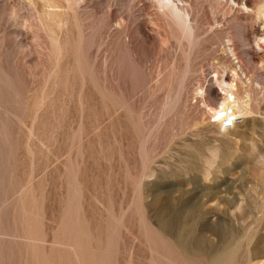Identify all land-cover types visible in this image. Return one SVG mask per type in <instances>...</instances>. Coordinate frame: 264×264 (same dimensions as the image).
Returning <instances> with one entry per match:
<instances>
[{
	"label": "rangeland",
	"instance_id": "obj_1",
	"mask_svg": "<svg viewBox=\"0 0 264 264\" xmlns=\"http://www.w3.org/2000/svg\"><path fill=\"white\" fill-rule=\"evenodd\" d=\"M0 264H264V0H0Z\"/></svg>",
	"mask_w": 264,
	"mask_h": 264
},
{
	"label": "bare ground",
	"instance_id": "obj_2",
	"mask_svg": "<svg viewBox=\"0 0 264 264\" xmlns=\"http://www.w3.org/2000/svg\"><path fill=\"white\" fill-rule=\"evenodd\" d=\"M44 11L46 12V10ZM224 87L226 88V90L220 89V91H224V96L222 98V101L218 104V106L215 109L209 108L208 111L210 112L211 114L210 118H213L214 123L220 125V127L222 128H233L236 121H238L240 118H245L248 115V111L246 106H244L242 102L240 103L238 102V100L235 99L232 93V87L226 84H224ZM163 228L164 229L166 228L165 224ZM176 242L180 249L182 250L187 249L184 237L180 236L176 240ZM197 249L198 246H195L193 250H197Z\"/></svg>",
	"mask_w": 264,
	"mask_h": 264
}]
</instances>
